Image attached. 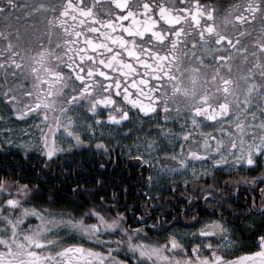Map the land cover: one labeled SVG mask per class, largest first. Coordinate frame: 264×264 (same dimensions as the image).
Returning <instances> with one entry per match:
<instances>
[{
  "label": "snow or ice",
  "instance_id": "1",
  "mask_svg": "<svg viewBox=\"0 0 264 264\" xmlns=\"http://www.w3.org/2000/svg\"><path fill=\"white\" fill-rule=\"evenodd\" d=\"M98 9L97 0L87 7L83 0H0V14H8L6 21L23 10L25 23L36 26V42L24 53L19 41L13 43L12 31L0 30V41H6L0 50V103L23 124L17 139L8 138L9 129L0 140V155L10 154L8 149L16 145L12 154L22 152L25 164L34 161L30 169L21 171L30 170L35 180L33 183L23 174L9 173L7 166L0 167V264H264V0L230 6L223 21L225 28L230 25L235 30V39L221 30L217 6L200 0H138L135 5L132 0H108L102 12ZM85 18L99 25L89 31L104 37L102 41L76 30L77 21L83 25ZM127 21L131 23H124ZM117 28L127 36L116 35ZM252 31L258 35L252 39L249 53L245 38ZM15 35L19 37L18 29ZM25 53L30 58L28 72L24 71ZM125 53L135 59L137 67L146 69L139 79L134 75L137 67L123 58ZM237 53L245 62L249 55L255 59L245 70L243 86L230 75ZM206 58H211L215 68L211 77L205 74V83L198 90ZM184 59L194 62L191 88L181 80ZM225 68L228 76L222 75ZM10 72L30 103H19ZM166 84L171 95L165 91ZM176 95L190 96L192 102L181 107ZM101 105L108 109L106 118ZM181 116L178 132L166 127L175 125ZM105 121L120 127L138 121L140 127L122 134L126 139L136 131L132 144L110 146L111 141L103 135L95 136V129ZM144 123L149 125L147 132ZM188 141H193L195 149L189 147L185 152ZM117 148L121 152L114 160ZM88 150L98 157L100 175L84 182L93 185L90 189L80 183L71 189L86 202L80 205L84 210L75 214L45 209L39 202L53 204L52 197L59 195L44 187L45 178L54 168L68 176L57 161ZM121 156L127 158L126 168L141 169L134 179L143 189V206L152 212L160 209L151 226L146 221L152 220V215L135 207L140 201L129 204L133 176L113 179L103 175L109 164L115 173ZM193 161L204 166L199 170L193 167L189 175ZM115 175L123 176L124 170ZM25 179L27 183L22 182ZM257 188L259 205L254 201L244 208L238 203L241 190L255 193ZM165 191L171 193L169 198L162 195ZM209 209L207 223L198 235L193 233L192 238L201 242L192 246L191 255L175 231L168 233L164 243L149 240V232L166 231L180 214ZM129 212L136 218L135 227L129 225ZM174 212L176 216L169 220ZM29 219L38 223L24 227ZM192 219L195 222L200 217ZM237 219L245 223L233 225ZM68 230L93 246L79 243L64 247L61 233ZM245 231L255 237L251 247L256 250L230 259ZM202 250L210 255L202 256ZM119 253H124L123 258Z\"/></svg>",
  "mask_w": 264,
  "mask_h": 264
},
{
  "label": "flooded vegetation",
  "instance_id": "2",
  "mask_svg": "<svg viewBox=\"0 0 264 264\" xmlns=\"http://www.w3.org/2000/svg\"><path fill=\"white\" fill-rule=\"evenodd\" d=\"M33 0H21V3H32ZM74 2H80V0H74ZM138 2V0H132L133 5H135ZM165 3H168L169 0H164ZM200 2L202 4H214L217 6L218 11L216 12V15L218 17V23L221 26V30L222 31H227L229 35H231L233 37V39H235V30L232 28V26H227L225 28L224 25V21H223V17L224 15L229 11L230 6H234V5H243L246 0H200ZM84 5L87 6H91L92 4V0H83ZM97 4L99 5V9L98 11H101L107 6L108 4V0H97ZM233 11H235V9H232ZM8 14H0V30H8V31H12L13 34V43H17V41H19V49L22 53H24L26 50L31 49L32 46L35 44V37L33 35V33L36 31V26L34 24H26L25 23V17L23 15V10H17L15 13H13L11 15V18L9 20H5L4 17L7 16ZM35 18V17H33ZM109 19H111V17H107ZM124 23H131V21H127ZM68 24L69 27H72V20L71 17L68 18ZM259 26V21L257 22L256 27ZM92 27H99V25H93L91 22L90 18H85V23L83 25H81L79 23V21H77L76 24V30L77 31H83L86 35H92L93 38L97 41L100 42L104 39V37L99 36V34H94L91 33L89 30ZM17 29L19 30V37H17L15 35V32L17 31ZM105 31L110 32V29H104ZM116 35H125L127 36V34L122 33L119 28H117L116 30ZM258 35V33L256 31H252L251 34L245 38V40L248 43L249 46V53H251L252 47H251V41L253 38H255ZM84 37H81V40H83ZM6 43V41H0V50L3 49L4 44ZM80 47H84L83 43H81ZM114 47H119L114 46ZM122 51V50H121ZM89 55L91 54V50H89ZM224 55H227L228 53L225 51L223 53ZM123 58L126 61H130L134 67L136 66L135 63V59L134 58H129L127 57V54L125 53ZM255 59L249 55L248 61L245 62L244 59H242L240 57V55L237 53L234 55L233 60H232V64H231V78L235 81H237L240 85H244V73L245 70L247 69V67L251 64L254 63ZM25 72H28V66L30 63V58L29 56L25 53ZM194 64V62H192L189 59H184L181 65V71H182V76H181V80L183 81V85L187 86L189 88H191V65ZM215 68V64L211 61V58H206V63L205 65L201 66V79H200V84L197 85L198 90L201 88V86H203V84L205 83V74L208 77H211V75L213 74V70ZM146 71V69L142 66L137 67V71L134 74L135 78L139 79L141 74L144 73ZM150 71V70H148ZM3 75V69H0V76ZM122 75V74H120ZM222 75L228 76V69L225 68L224 71L222 72ZM20 74L17 73V77L19 78ZM33 77L30 75L29 76V85H31ZM131 79V77L129 78ZM9 80L11 81V86L12 87H16L17 88V96L19 97V103L21 105H24L26 102V98L21 94L20 88L17 87V84L15 81H12V77H11V72L9 73ZM208 83H211V81L209 80ZM216 85H213V87ZM209 90L211 91L212 89L209 88ZM113 91H115V87L113 86ZM134 91V90H133ZM165 91L171 95V87L169 85H165ZM135 98V97H134ZM122 99V97H121ZM175 101L176 103H178L181 107L188 105L192 102V98L190 96H184V95H176L175 96ZM4 106L5 104L2 103ZM5 108H7L5 106ZM100 108L103 109V117H107L108 115V109L105 108V106L101 105ZM134 115H136L135 111L133 113ZM8 118H9V122L10 123H21L19 121L16 120L15 116L11 115L8 112ZM183 120V116H181L180 121H177V123L175 125L173 124H168L166 125V127L169 128H174L177 132L179 131V123ZM139 128L140 127V123L138 121H134L133 123H128L126 125H124L123 127H120L114 123H110L105 121V124L101 127H97L95 129V136L99 137L101 135H103L105 137L106 140H110V146L115 145L117 142H119L122 145H130L132 144L133 140L135 139V137L137 136V132L133 131L132 136L127 137L126 139L123 137V133L129 129V128ZM151 127H156L155 122L151 125ZM143 128L144 131L147 132V130L149 129V125L147 123L143 124ZM198 131V130H197ZM204 131H211L210 128H205ZM4 135V134H3ZM139 135L143 136L144 133L141 132L139 133ZM156 134L153 133V136H155ZM4 136L0 135V140H3ZM86 140L88 139V134L85 135L84 137ZM95 139L92 140V144L95 145ZM66 146V145H65ZM189 147H192L193 150L195 149V144L193 143V141H188V143H186L184 145L185 148V152L189 149ZM180 149V145L177 144V150L179 151ZM168 151H172V148L169 147L167 149ZM127 151V147H125V152ZM9 153H15L16 152V148L12 147L11 149H8ZM121 149L117 148L116 152L113 154V159L115 160L116 156L118 154H120ZM15 157H18L20 159V161H16L13 163V165L8 166L7 167V171L9 172H16V173H20L23 174L27 179H33L32 178V174L30 172V170H25V171H21L22 169H30L31 165L34 163V161H29L27 164L24 163L23 160V153H19V155L13 154ZM133 155H135V150L133 149ZM7 157V155H5ZM98 157H96L91 150L88 151H84V152H80L77 151V153L74 156L71 157H67L62 158L61 160L57 161L58 164H62L63 165V170L65 172L68 173L67 178H65L64 175H62L60 173L59 169L54 168L52 170V172L49 173L48 177L45 178L46 179V183L44 185V187L48 190L51 191H58L59 195L56 197H52V199L55 201V203L53 204H62V203H70V204H86L85 201H83L82 198L80 197H75L74 194L71 192V189H73L76 185V183H80L82 187H87V188H92L93 185L91 183L85 185V181H90L93 178H96L98 175H100L99 171H98V164L96 163ZM127 164V158L125 156H121L120 158V163L119 166L115 168V173H120L122 170H124V175L123 176H119V175H115V173L113 172V166L112 164L108 165V170L105 171L103 173L104 176H108L109 178H113V179H123L126 178L129 174H131L133 176V180L130 181L129 183L133 185L131 192L128 196V200H129V204H133V202H135L136 200H139V203L135 204V207H137L136 209L139 211L142 207L143 210L145 212H148L152 215L153 219L152 220H147L146 223L151 226L155 220V216H156V212H159L160 209H156V212H152L151 209H148L147 207L143 206V189L141 188V186L139 184L135 183V177L137 175H139L141 169L140 168H126L125 165ZM204 165H202L200 162H196L193 161L192 164H190L188 166V174H191V171L193 169V167L196 170H199L201 167H203ZM144 175L147 176L148 173L145 171ZM241 175H249V176H253V175H257V173L253 172V173H244L241 172ZM27 179H25L24 181H22L23 183H27ZM33 183H35V180L33 179ZM179 184H180V188L183 189L184 185H183V179L179 178ZM245 188H248V185L244 186ZM137 189H141L140 192L137 191ZM111 189H109V194H111ZM152 194L155 196L156 195V190L153 189L152 190ZM162 195L165 198H169L171 196V193L168 191H165L162 193ZM177 195H179V192L177 193ZM121 199L123 200L124 197L121 196ZM255 201L256 205H259L260 203V189L257 188L256 192L253 193L250 189L247 192H244L243 190H241L239 192V200L238 203L240 205H242L244 208H248L250 206L253 205V202ZM39 203L41 204H47L44 203V201H40ZM162 203V202H161ZM165 207H167L165 205ZM195 207V206H194ZM121 211H123V209H121ZM177 212H179V208L177 209ZM211 213V209H209L208 212H203V211H199L197 210V212H189L187 215H183L180 214L179 217L176 220V223L172 225L171 228H168L166 231L161 232L159 234H157L156 232H149L148 236H149V240H153L154 238L153 236L157 235L158 237L161 235L162 238L165 240V238L168 236H164L165 234H167L169 231L171 230H180V229H184V228H189V229H194L200 226V224L204 221L207 222L208 217L210 216ZM129 217H131V212L128 213ZM196 215H199L200 219L196 220L195 222H193V217H195ZM173 216H176V212H174L172 215L168 216L169 220L173 219ZM212 219H215V216L211 217ZM135 217H131L129 219V225L132 227H135ZM228 219H230V217H228ZM256 219H259V216L256 217ZM243 222L242 220H235L232 221L233 225H242ZM247 223H251V221H247ZM236 235L240 236L241 235V231L239 228L236 229ZM255 237H249L247 235V232L245 231L244 235L242 236L241 240L237 243L236 249L233 250L232 254L229 256V258H235V257H240L243 256L245 253L249 252V251H255V248L251 247V241L254 240ZM159 241V240H157ZM213 244L216 243L215 240L212 241ZM207 242H205L204 244H207ZM194 244H198L193 243L190 246H186L189 252V255H191V249L192 246ZM201 255H210L209 252L207 251H201Z\"/></svg>",
  "mask_w": 264,
  "mask_h": 264
},
{
  "label": "rangeland",
  "instance_id": "3",
  "mask_svg": "<svg viewBox=\"0 0 264 264\" xmlns=\"http://www.w3.org/2000/svg\"><path fill=\"white\" fill-rule=\"evenodd\" d=\"M33 99H34V97H33ZM28 103H30V100L26 99L25 104H28ZM28 123L32 124L33 121L29 120ZM22 127H23L22 123H10L9 122L8 110H7V108H5V106L2 103H0V135L4 136L3 140L6 138L5 134L9 133V129H11L12 131H11V134L8 136V138L17 139L19 136L20 129ZM87 134L90 135L91 133L89 132ZM13 147L16 148V145H13ZM176 150H177V145H176ZM44 208L49 209V210L56 212V213H59L62 211L60 209H54V208L50 209V208H46V207H44ZM62 212L69 213L67 211H62ZM90 222L91 221H89V223ZM37 223H38L37 220L29 219L27 224L24 225V227H27L28 224L35 226ZM205 223H207V222L206 221L202 222L199 227L194 228V229L184 228V229L176 230L175 232L178 233L179 238L185 243L186 246H190L193 243H196V242L200 243L201 242L199 239H193L192 236H193V233H196L198 235V230L201 229V227ZM173 231L174 230H171L168 233L173 232ZM168 233L165 234L164 236H167ZM61 236L64 239V244H63L64 247L79 244V243H84L85 247L93 246L91 243H88V242H85V240H82L79 234L73 235L70 230L61 233ZM158 240H159L158 241L159 243H164V239L162 238L161 235L158 237ZM150 241H153V240H150ZM205 242H207V240L203 241V243H205ZM110 247L115 248L116 245H110ZM99 250L103 251L104 249L100 248ZM114 254H116V253H114ZM119 255L121 256V258H123L124 253H119Z\"/></svg>",
  "mask_w": 264,
  "mask_h": 264
},
{
  "label": "trees",
  "instance_id": "4",
  "mask_svg": "<svg viewBox=\"0 0 264 264\" xmlns=\"http://www.w3.org/2000/svg\"><path fill=\"white\" fill-rule=\"evenodd\" d=\"M16 161H20V159L18 157H15L12 153L7 154V157L5 155H0V167L11 166ZM9 173H12V172H9ZM42 205L46 208L60 209L62 211H67L69 213H75V214H79L80 212L84 210L82 207H80L81 204L62 203V204H42ZM153 238H154V241L158 240L157 235L153 236Z\"/></svg>",
  "mask_w": 264,
  "mask_h": 264
}]
</instances>
